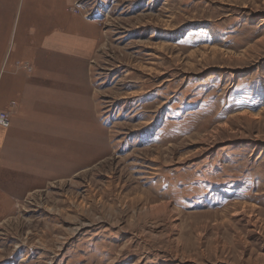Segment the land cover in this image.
<instances>
[{
	"label": "rangeland",
	"instance_id": "obj_1",
	"mask_svg": "<svg viewBox=\"0 0 264 264\" xmlns=\"http://www.w3.org/2000/svg\"><path fill=\"white\" fill-rule=\"evenodd\" d=\"M37 1L0 0V264H264V0H44L97 38L41 107Z\"/></svg>",
	"mask_w": 264,
	"mask_h": 264
},
{
	"label": "crops",
	"instance_id": "obj_2",
	"mask_svg": "<svg viewBox=\"0 0 264 264\" xmlns=\"http://www.w3.org/2000/svg\"><path fill=\"white\" fill-rule=\"evenodd\" d=\"M16 5L19 3V0H15ZM30 1L28 2L29 5ZM37 3L42 8L40 11V15L37 18L43 19L46 31H43L40 36L42 37V44L38 45L37 48L31 52L35 53L38 52V55L35 54L33 56V59L36 60L35 64H41V68L44 70V68L47 71L48 78L51 77L49 80V85L46 82L43 83H35L34 76L32 75V79L30 77L28 78V81L26 82V92L25 93L28 97L29 102H33V104L39 105L41 107L42 101L38 97V94H36V90L39 92H43L48 94V89L51 94L57 95L56 103L60 99V97L64 96L67 91L66 87L68 85L76 86L77 84L80 85L79 80L77 79L79 75V79L82 81L81 74H78L79 72H82L85 70V67L83 63L81 64L82 60L89 56L91 52V48L93 46V43L95 42V39L97 38V32L93 31L92 26L89 25L87 22H84L83 20H80L76 24H73V22H69L67 20L68 15L64 12V21H61L60 18L57 20L55 18L50 19L49 16L45 14V4L44 0H38ZM19 6V4H18ZM19 8V7H18ZM48 8V7H47ZM46 8V9H47ZM50 12V10H48ZM32 13H29V16ZM28 15V14H27ZM30 18L28 17V21ZM52 21H58L60 24L57 26L60 28L54 29L53 31H48V25H50V22ZM86 26V31L81 32L75 29V25L79 28L82 25ZM56 27V28H57ZM88 29L91 31L88 32ZM35 34V30L32 32ZM48 56V59L51 60L52 57L56 58V60L49 61L48 66H42L44 65L42 60L44 56ZM77 65L82 70L76 71L74 74L72 73V76L67 77V64L77 63ZM79 68V69H80ZM50 69L52 70V73L50 75ZM42 72H39V74ZM36 78V77H35ZM84 80V79H83ZM33 93V94H32ZM12 95V94H11ZM35 97H34V96ZM11 97V96H10ZM52 99V98H51ZM60 103H57L59 106Z\"/></svg>",
	"mask_w": 264,
	"mask_h": 264
},
{
	"label": "built area",
	"instance_id": "obj_3",
	"mask_svg": "<svg viewBox=\"0 0 264 264\" xmlns=\"http://www.w3.org/2000/svg\"><path fill=\"white\" fill-rule=\"evenodd\" d=\"M8 125H9V121L6 118L2 117L0 114V126L8 127Z\"/></svg>",
	"mask_w": 264,
	"mask_h": 264
}]
</instances>
